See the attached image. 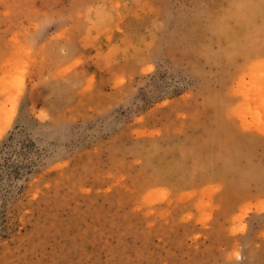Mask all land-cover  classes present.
Returning <instances> with one entry per match:
<instances>
[{
    "label": "rangeland",
    "instance_id": "obj_1",
    "mask_svg": "<svg viewBox=\"0 0 264 264\" xmlns=\"http://www.w3.org/2000/svg\"><path fill=\"white\" fill-rule=\"evenodd\" d=\"M176 0H0V264H264V186L170 170L210 114ZM264 136V59L216 85Z\"/></svg>",
    "mask_w": 264,
    "mask_h": 264
},
{
    "label": "clouds",
    "instance_id": "obj_2",
    "mask_svg": "<svg viewBox=\"0 0 264 264\" xmlns=\"http://www.w3.org/2000/svg\"><path fill=\"white\" fill-rule=\"evenodd\" d=\"M166 15L177 24L169 46L181 49L211 113L201 135L178 145L167 167L212 172L236 186H264V136H245L232 128L216 86L220 72L231 65L264 59V0H176Z\"/></svg>",
    "mask_w": 264,
    "mask_h": 264
}]
</instances>
